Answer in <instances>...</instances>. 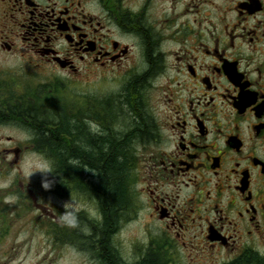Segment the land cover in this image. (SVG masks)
I'll return each instance as SVG.
<instances>
[{
	"label": "flooded vegetation",
	"instance_id": "af4514ba",
	"mask_svg": "<svg viewBox=\"0 0 264 264\" xmlns=\"http://www.w3.org/2000/svg\"><path fill=\"white\" fill-rule=\"evenodd\" d=\"M0 69L4 170L39 154L38 105H62L97 138L134 137L123 115L142 127L130 207L111 232L124 263L176 264L189 247L213 264H264V0H0ZM33 73L46 76L34 90ZM72 83L98 92L60 101ZM104 83L123 91L101 97ZM9 186L16 205L22 184ZM139 212L145 241L128 261L114 237Z\"/></svg>",
	"mask_w": 264,
	"mask_h": 264
},
{
	"label": "rangeland",
	"instance_id": "374dc122",
	"mask_svg": "<svg viewBox=\"0 0 264 264\" xmlns=\"http://www.w3.org/2000/svg\"><path fill=\"white\" fill-rule=\"evenodd\" d=\"M2 70L9 69H0ZM45 78L43 74L33 73V90L45 83L41 82L43 81L41 79ZM122 91L118 84L104 83L101 86L100 95L101 97L115 96L117 99ZM96 92L98 91L94 89L93 83L86 85L72 83L58 91L57 95L61 98L60 101L66 102L72 98L81 97L80 95L85 93V99L92 101ZM149 101L152 107L155 98L151 97ZM127 110V107L123 108L124 113H128L129 110ZM124 117L126 115L121 117L120 125L127 126L129 123L134 127L139 125L131 116L123 119ZM104 121L110 122L108 119ZM16 139L24 141L23 136ZM4 146L7 144L0 138V192L2 191L0 201L4 203L0 207V264H96L87 253L77 249L69 241H59L65 238H60V234L54 231V227L51 228L53 224L59 228L67 230L76 228L82 232L81 223L67 224L68 218H72V215H80L88 221L97 219L94 203L72 198L70 195L60 198L54 196L51 190L46 191L40 183L49 176L51 166L39 154H22L16 166L12 165L10 168L7 164L4 166L7 170L2 169L5 160L10 163L14 160V156L10 157L3 153ZM138 154L140 156V153ZM138 154L135 155L137 163ZM136 168L137 166L134 167L135 170ZM136 174L142 179V172L137 170ZM13 180L20 181L22 184L21 199L16 205V200H11L6 192ZM28 187L32 192L28 191ZM2 209L5 210L1 211ZM145 220L144 213L139 212L132 221L125 222L115 235L114 245L125 260L134 261L136 252L143 246L144 229H147ZM174 261L176 264H213V259L207 254L196 253L189 247L179 248Z\"/></svg>",
	"mask_w": 264,
	"mask_h": 264
},
{
	"label": "trees",
	"instance_id": "16d2710c",
	"mask_svg": "<svg viewBox=\"0 0 264 264\" xmlns=\"http://www.w3.org/2000/svg\"><path fill=\"white\" fill-rule=\"evenodd\" d=\"M36 109L33 123L38 124V129L33 141L36 150L51 166L49 176L40 185L60 196H69L71 191L81 192L99 208L102 218V222H98L80 215L69 217L67 224L79 225L80 222L82 232L53 224L51 228L54 227L60 238H65L59 241H69L96 264H126L112 247L111 232L122 213L130 207L128 194L135 180L136 163L130 140L140 138L141 133L137 132L142 127L137 126L132 138H126L118 128L116 137L97 138L87 129H81L77 121L65 118V109L60 104L38 105ZM103 113L109 115L111 112L103 107ZM148 258L134 264H167L162 260L166 256L157 254Z\"/></svg>",
	"mask_w": 264,
	"mask_h": 264
},
{
	"label": "clouds",
	"instance_id": "9594fccd",
	"mask_svg": "<svg viewBox=\"0 0 264 264\" xmlns=\"http://www.w3.org/2000/svg\"><path fill=\"white\" fill-rule=\"evenodd\" d=\"M73 226H75V225L73 224Z\"/></svg>",
	"mask_w": 264,
	"mask_h": 264
}]
</instances>
